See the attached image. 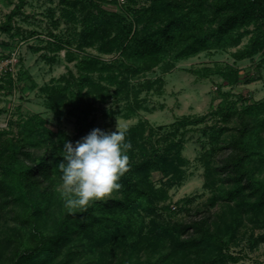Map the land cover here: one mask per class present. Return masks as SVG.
<instances>
[{
	"label": "trees",
	"instance_id": "obj_1",
	"mask_svg": "<svg viewBox=\"0 0 264 264\" xmlns=\"http://www.w3.org/2000/svg\"><path fill=\"white\" fill-rule=\"evenodd\" d=\"M59 1L61 16L76 33L65 37L51 31L46 47L54 54L44 56L55 61L65 49L76 72L70 68L42 90L48 107L75 118L81 134L93 125L87 118L95 103L110 95L136 102L140 88L133 79L157 66L169 72L183 59L237 47L250 35L233 56L243 60L263 52L259 65L264 67V0H150L138 6L137 0ZM105 2L120 4L121 12L106 8ZM25 4L18 0L0 18V46L3 34H20L16 18ZM4 57L9 56L0 50V61ZM228 68L211 71L223 77L222 86L239 84L240 70ZM26 74L20 68L19 78ZM15 82L12 69L4 67L0 97L12 94ZM163 83L160 77L144 85L161 89ZM219 89L221 100L207 114L178 118L169 128L148 121L127 128L130 167L120 177L121 187L84 209L65 205L58 168L64 141L75 143L79 136L54 129L42 113L26 115L17 108L7 127H0V264L240 262L242 256L231 247L241 227L246 221L264 226V98ZM5 111L0 106V114ZM198 125L208 139L202 156L210 203L221 201L230 211L216 218L161 220L158 213L174 212L167 204L170 189L182 182L189 162L181 130ZM226 148L227 155L215 161ZM154 171L162 174L159 182ZM250 239L264 241V233Z\"/></svg>",
	"mask_w": 264,
	"mask_h": 264
},
{
	"label": "rangeland",
	"instance_id": "obj_2",
	"mask_svg": "<svg viewBox=\"0 0 264 264\" xmlns=\"http://www.w3.org/2000/svg\"><path fill=\"white\" fill-rule=\"evenodd\" d=\"M137 1V6L147 5L150 2V0ZM17 2L18 0H0V18L10 12ZM59 2V0H26L22 15L16 18V26L20 34H3L1 37L4 43L0 46V50L9 57H4L0 61V74L4 71V67L9 65L16 81L13 93L10 95L2 93L0 97V106L7 109L0 114L1 128L7 127L11 114L19 107L26 115L42 113L54 129L61 128L72 135H78L79 138L96 127L113 131L116 130L117 125L127 129L140 121H148L154 127L162 125L169 128L178 118L209 113L221 100L219 87L222 91L231 90L252 100L264 98V67L259 65L263 52L243 60H236L233 56L238 48L248 43L250 35H247L237 47L229 46L225 50L201 52L177 62V66L169 72H164L160 66H157L141 74L133 79L135 85L137 84L136 87L140 88L136 100L140 107L135 109L136 102L132 99L110 95L105 102L95 103V108L87 118V121H93V125L81 134L75 118L66 114L59 115L48 107L46 95L42 90L45 85L68 73L70 68L76 72L74 62L70 63L66 60L65 49L60 51L55 61L44 56L45 53L54 54L46 47V41L52 38L51 31L61 33L65 37L75 36L73 33H76L75 26L61 16ZM103 6L120 12L122 10L120 4L115 2H105ZM76 30L79 32L78 27ZM229 65L240 70L241 82L234 86H222L225 82L223 77L211 70H224ZM20 68L27 71L22 78H19ZM191 70H199L201 75H196ZM160 77L164 80L161 89L152 87L148 90L145 87L147 80ZM109 90L113 92L114 87H110ZM201 128L202 125H198L181 130L185 138L183 154L189 162L182 182L170 189L167 204L174 212L169 215L166 212L158 213L161 220L190 221L208 214L216 218L223 210L228 213L230 211L221 201L214 205L210 203L212 188L206 185V169L202 156L205 153L204 142L208 139L202 134ZM227 134H233V131ZM227 141L225 140V144ZM208 146L206 144V147ZM228 151L227 148L219 150L214 160H221ZM261 170L264 172V165L261 166ZM161 177L160 172H153L156 182H159ZM262 233L264 226H255L250 221H246L241 227L236 243L231 247L232 252L242 256L241 261L235 264H264V241L253 243L250 239L252 234L260 237Z\"/></svg>",
	"mask_w": 264,
	"mask_h": 264
},
{
	"label": "clouds",
	"instance_id": "obj_3",
	"mask_svg": "<svg viewBox=\"0 0 264 264\" xmlns=\"http://www.w3.org/2000/svg\"><path fill=\"white\" fill-rule=\"evenodd\" d=\"M126 132L124 126L113 131L96 127L75 143L64 141L58 168L67 207L87 208L121 187L120 177L130 167L127 150L132 147Z\"/></svg>",
	"mask_w": 264,
	"mask_h": 264
},
{
	"label": "built area",
	"instance_id": "obj_4",
	"mask_svg": "<svg viewBox=\"0 0 264 264\" xmlns=\"http://www.w3.org/2000/svg\"><path fill=\"white\" fill-rule=\"evenodd\" d=\"M119 1H120V3H124V2H125V0H122V1H121V0H119Z\"/></svg>",
	"mask_w": 264,
	"mask_h": 264
}]
</instances>
